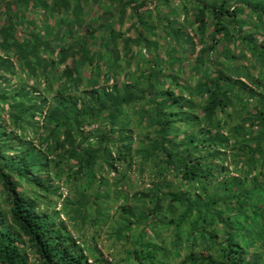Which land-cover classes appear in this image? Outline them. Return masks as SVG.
Listing matches in <instances>:
<instances>
[{
	"label": "trees",
	"instance_id": "1",
	"mask_svg": "<svg viewBox=\"0 0 264 264\" xmlns=\"http://www.w3.org/2000/svg\"><path fill=\"white\" fill-rule=\"evenodd\" d=\"M0 264H264V0H0Z\"/></svg>",
	"mask_w": 264,
	"mask_h": 264
},
{
	"label": "rangeland",
	"instance_id": "2",
	"mask_svg": "<svg viewBox=\"0 0 264 264\" xmlns=\"http://www.w3.org/2000/svg\"><path fill=\"white\" fill-rule=\"evenodd\" d=\"M65 206H63V208H64ZM65 214L68 216L69 214H68V211H65ZM108 214V212L107 211H102V214H100V215H102V217H103V219H105V217H106V215ZM68 219H70L69 218V216H68ZM104 221H107L106 219L104 220ZM103 221V222H104ZM103 222H101V223H103ZM69 223L71 224V222L69 221ZM98 223H100V222H98ZM145 246V243H142V247H144ZM137 250H138V247H137ZM140 250H141V248H140ZM140 250H139V252H140ZM136 256H137V254H135ZM135 255H134V253L132 252V257L134 258L135 257ZM136 261V260H135Z\"/></svg>",
	"mask_w": 264,
	"mask_h": 264
},
{
	"label": "clouds",
	"instance_id": "3",
	"mask_svg": "<svg viewBox=\"0 0 264 264\" xmlns=\"http://www.w3.org/2000/svg\"><path fill=\"white\" fill-rule=\"evenodd\" d=\"M90 263H92V262H90Z\"/></svg>",
	"mask_w": 264,
	"mask_h": 264
}]
</instances>
